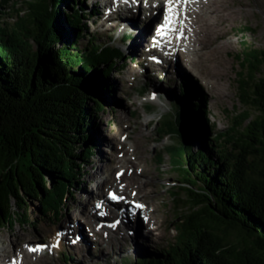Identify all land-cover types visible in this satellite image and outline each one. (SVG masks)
I'll return each instance as SVG.
<instances>
[{
    "label": "trees",
    "instance_id": "trees-1",
    "mask_svg": "<svg viewBox=\"0 0 264 264\" xmlns=\"http://www.w3.org/2000/svg\"><path fill=\"white\" fill-rule=\"evenodd\" d=\"M82 2L28 0L10 26L0 13V229L28 223L24 196L59 217L86 180L108 75L125 56L86 35ZM248 25L236 35L255 32ZM233 56L244 112L230 126L213 130L197 103L196 119L181 105L158 122L162 138L179 139L167 150L186 210L174 244L136 264H264V48L241 42Z\"/></svg>",
    "mask_w": 264,
    "mask_h": 264
},
{
    "label": "rangeland",
    "instance_id": "rangeland-1",
    "mask_svg": "<svg viewBox=\"0 0 264 264\" xmlns=\"http://www.w3.org/2000/svg\"><path fill=\"white\" fill-rule=\"evenodd\" d=\"M5 1L0 12L1 23L10 26L17 18L25 16L24 3L28 0ZM106 1L111 2L114 8L110 9ZM113 1L83 0L81 4L82 10L87 12L83 21L86 35L94 37L100 45L120 49L125 56L123 61L115 62L117 66L108 75V83L113 85L112 93L106 98L105 111L92 131L96 141L86 166V180L79 191L73 193V198L61 207V215L55 219L51 214L41 213L37 201L24 196L23 203L30 211L28 223L23 226L6 225L0 229V237L4 241L0 243V263L16 256L18 249L36 253V259L27 258L32 264H136L140 256H161L174 244L175 220L186 209L183 207L184 194L178 190L181 184L169 163L167 148L173 144L174 137L162 138L157 130L158 122L165 117L174 119L181 105L190 118L196 119L188 106L197 103L199 107L202 105L201 112L208 114L213 130L221 131L230 126L235 116L244 112L235 78L240 62L233 55L238 53L241 42L264 48V0H211L214 2L208 10L210 19H205L201 8L192 7L196 12L200 9L202 18L209 23H206L207 39L196 45L197 51L192 52L193 56L189 58L196 62L190 66L183 64L186 62L185 51L180 50L167 62V53L157 44L154 45L157 46L154 48L156 55L146 56L147 46H152L150 33L156 27L152 25L150 15L162 17L165 3L163 8L147 13L144 1L128 0L134 6L132 10L120 8L123 4ZM128 2L124 0V3ZM139 4L141 6L138 7ZM91 11L93 15H88ZM249 23L255 32L246 30L236 35L241 27L248 28ZM84 44L86 41L80 45ZM220 47L224 49L218 51ZM211 66L213 72L216 71L214 76L210 74ZM153 97L156 101L152 103L150 99ZM176 102L180 103L178 108ZM194 111L200 112L197 107ZM193 119L189 122L196 127ZM118 173H122L119 179ZM111 178L115 181L113 184L110 183ZM46 185L47 189L51 187V183L46 182ZM108 190L124 198L120 207L132 205L136 209V201L144 205L140 208L141 217L137 215L131 219L134 221L147 215L153 217L150 223L145 224L146 230L138 233L137 222L125 229L110 226L108 230L114 232L112 236L108 233L105 236L103 231L96 235L91 232L101 221L90 218L86 211L101 218L103 208L111 205L107 198ZM174 191L176 198L172 196ZM97 205L101 206L98 208ZM108 221L110 225L114 224V220ZM88 222L93 224L91 229ZM69 225H75L71 230L76 229L74 234L78 232L80 245H72L73 242L63 238L62 247L57 249L59 243L53 251L57 231L63 228L67 235ZM147 230L152 232L151 241L146 239ZM28 244L45 247L32 252L27 249ZM13 247L18 248L15 254ZM4 248L10 252H2Z\"/></svg>",
    "mask_w": 264,
    "mask_h": 264
},
{
    "label": "bare ground",
    "instance_id": "bare-ground-1",
    "mask_svg": "<svg viewBox=\"0 0 264 264\" xmlns=\"http://www.w3.org/2000/svg\"><path fill=\"white\" fill-rule=\"evenodd\" d=\"M119 5H121V2H124V0H119ZM142 1V0H141ZM140 1V2H141ZM146 1V0H145ZM109 5V8L112 9L114 8L113 4H111V2H108L106 1ZM135 2H138V0H135ZM165 2V0H147V2H145L146 4V7H144L145 9V12L149 13V12H153V11H157V9H161L163 8V3ZM213 2L214 1H211V0H190V2L186 5H180L179 7H182L183 8V15L184 17H186V21H185V37L186 38H182L181 40L177 41L176 39V33H172V32H169L167 37H164V36H160V35H157V32L158 30L160 29V26L164 23V13L162 15V17H157V18H153L152 15H150V19H151V22H152V25H156V23L158 22L159 24H157V26L154 28L155 31H152L150 33V36L152 39L158 41L159 44V49H161L162 51L166 52L167 53V58H166V61L169 62L170 60H172L175 56V54H178V52H180V50L182 51H185L187 53V55H185L186 57V62L183 61V64L185 66H190V65H194L196 61L192 60V59H189V58H192V52L194 53V51H197V49L195 48L196 45L200 44V41L201 40H205L207 39L206 37V34H207V28H208V24L206 23H209L207 22L205 19H208L209 16H208V10L209 8L213 5ZM223 2V1H222ZM110 3V4H109ZM217 3V2H216ZM124 4V7L127 8V9H134V6L132 5V3H130V1L128 3H123ZM106 5V3H105ZM141 6V4L138 5V7ZM195 6L199 7L202 9L204 15L206 16L205 19L202 18L201 16V13L199 11H201L199 9L198 12H196L193 8H195ZM120 7V6H119ZM124 7H120V8H124ZM171 7H177L176 5H172ZM193 7V8H192ZM142 8V7H141ZM212 8V7H211ZM215 8V7H214ZM216 9V8H215ZM213 10V9H211ZM164 11H165V5H164ZM210 11V10H209ZM200 13V14H199ZM169 15L171 16L172 14L169 13ZM148 17V18H149ZM159 19V20H158ZM210 19V18H209ZM172 27H175L176 25H170ZM213 27V26H212ZM188 29H190V31H188ZM216 30V29H215ZM163 31H167V29H163ZM205 33V35H204ZM209 35V34H208ZM216 36V35H215ZM212 38V37H211ZM216 40V39H215ZM206 41V40H205ZM217 41V40H216ZM215 42V41H214ZM212 44V43H211ZM148 50V53H147V57H151L149 55H152L154 54V51L152 50V48H150V44L149 46H147L146 48ZM224 49V47H220L218 48V51ZM217 51V52H218ZM220 53V52H219ZM156 55V54H155ZM213 59V58H212ZM223 59V58H222ZM211 61V57L208 58V62ZM207 62V63H208ZM215 62V61H214ZM217 62V61H216ZM222 62V61H221ZM221 62H219L218 64L220 65ZM209 65V64H208ZM217 65V64H216ZM184 66V67H185ZM207 66V65H206ZM218 68V67H217ZM210 69V68H209ZM219 69V68H218ZM214 69H212V66H211V75H215L216 74V71L213 72ZM219 71V70H218ZM208 73V71L206 72ZM219 73V72H218ZM209 74V73H208ZM207 76V75H206ZM205 76V77H206ZM220 76V75H219ZM203 77V76H202ZM217 78V77H216ZM205 81V80H204ZM209 81V80H208ZM207 83V82H206ZM214 84V83H213ZM213 86V85H212ZM212 89V88H211ZM214 90V89H213ZM135 150V149H134ZM133 165V164H132ZM115 181L111 178L110 179V183L113 184ZM136 187V186H135ZM98 189V188H97ZM108 198V197H107ZM123 201V200H122ZM138 201L135 202V204L137 203ZM140 203V202H138ZM116 205V206H114ZM112 207H104L103 210H102V217L101 218H98V215L95 216L93 215L90 211H86V214L87 215H90L89 217L90 218H95V220H98V221H101V222H98V225L95 226V230L93 229V231L91 232H94V234L96 235L97 233L103 231V233L105 234V236H107V233H108V236H112L114 234V232H109V227H110V222L108 220H114V223L116 221H119V223H115L118 225V228L122 227V228H126L128 227V225H130L131 227L132 226H135L137 224V222L139 223V229H137L138 233L141 232V231H144L146 230L145 228V224H148L150 223L151 221V217L150 215H147V219L145 218H138V219H135L134 221L131 219L130 217V214L129 212H127V206L126 207H123L121 206L120 207V203L118 204H114ZM123 207V209H122ZM126 209V210H125ZM121 214H120V213ZM119 213V214H118ZM141 213V211H140ZM139 217H141L139 215ZM87 218V217H86ZM153 220V219H152ZM130 221V222H129ZM93 222V221H90V223ZM89 223V222H88ZM87 223V224H88ZM89 223V227L90 229L92 228V225ZM74 226H70L68 227V229H70L69 231H67V235L66 233L64 232L63 228H61L60 230L57 231V233H61V235L58 237L56 236L55 237V240H53V243H57V240H59V248H57L58 250L62 247V244H63V238L65 241H70V242H73L72 245H80L79 244V240H80V236L78 234V232L76 234H74L75 230H71V229H74ZM100 226V227H99ZM129 226V227H130ZM88 227V228H89ZM112 231V229H111ZM56 233V235H57ZM151 231L150 230H147L145 232V236H146V239L149 241H151ZM132 233L130 232V235ZM77 237H79V239H77ZM25 239V238H23ZM4 242L3 241V238L0 237V243ZM13 243V242H12ZM15 244V243H14ZM21 244V243H20ZM16 246L18 248H20V245L16 243ZM71 246V245H70ZM34 247V245H27V249L29 248H32ZM14 248V247H13ZM18 248H14L13 249V253L15 254L16 253V249ZM56 248L53 247V251H56ZM2 252H7V254L10 252L7 250V248H4L1 250ZM12 253V252H11ZM36 254V253H35ZM34 253H29V252H26L24 251L23 249H18L17 250V253H16V256H11L9 257V259H4L2 263L0 264H13V262L15 261V264H32V263H29L27 261V258L28 257H34L35 259L37 258ZM1 257V255H0ZM8 258V257H7ZM30 259V258H29ZM2 261V260H1ZM34 263V262H33ZM40 263V261H39Z\"/></svg>",
    "mask_w": 264,
    "mask_h": 264
},
{
    "label": "snow or ice",
    "instance_id": "snow-or-ice-1",
    "mask_svg": "<svg viewBox=\"0 0 264 264\" xmlns=\"http://www.w3.org/2000/svg\"><path fill=\"white\" fill-rule=\"evenodd\" d=\"M125 2H128V0H125ZM190 2V0H165V11H164V23L160 26V29L157 32V35L167 37L169 32L176 33V39L177 41L181 40L182 38L185 37V19L183 15V8L179 7L180 5H186ZM172 5H176L177 7H171ZM169 13L172 15L170 16ZM170 25H176L175 27H172ZM163 29H167V31H163ZM190 31V29H188ZM155 98V97H153ZM122 173L117 174V178L119 179V176ZM135 195V193H133ZM109 199L114 200L116 202H120L124 198L122 196L116 195V193L111 192L109 193ZM101 205H97L99 208ZM135 208L140 209L143 208L144 205L142 204H135ZM147 219V217H145ZM116 223H119V221H116ZM111 227H115L116 224L110 225ZM61 233H57V236L59 237ZM79 239V237H77ZM59 244V240H57V243L55 245H52V247H56ZM42 247H45L44 245H38L37 247L34 248H29V251L35 252L40 250ZM15 264V261L13 262Z\"/></svg>",
    "mask_w": 264,
    "mask_h": 264
},
{
    "label": "water",
    "instance_id": "water-1",
    "mask_svg": "<svg viewBox=\"0 0 264 264\" xmlns=\"http://www.w3.org/2000/svg\"><path fill=\"white\" fill-rule=\"evenodd\" d=\"M151 102L153 103V102H155V101H151ZM149 107H150V106H149ZM150 108H151V107H150ZM150 111H151V110H150ZM163 119H167V120H169V121L172 122L175 118H174V119H171V118H167V117H165V118H163ZM168 137H169V136H168ZM173 137H174L173 144H174L175 146H178V140H179V139H178L177 135L175 134ZM178 147H179V146H178Z\"/></svg>",
    "mask_w": 264,
    "mask_h": 264
}]
</instances>
